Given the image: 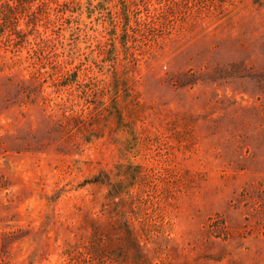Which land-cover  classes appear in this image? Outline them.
<instances>
[{
	"label": "rangeland",
	"instance_id": "rangeland-1",
	"mask_svg": "<svg viewBox=\"0 0 264 264\" xmlns=\"http://www.w3.org/2000/svg\"><path fill=\"white\" fill-rule=\"evenodd\" d=\"M59 2L0 12V264H264V0Z\"/></svg>",
	"mask_w": 264,
	"mask_h": 264
},
{
	"label": "trees",
	"instance_id": "trees-1",
	"mask_svg": "<svg viewBox=\"0 0 264 264\" xmlns=\"http://www.w3.org/2000/svg\"><path fill=\"white\" fill-rule=\"evenodd\" d=\"M13 1L14 2H19L20 0H0V12L5 16V18L8 16L9 12L12 13L14 11V9H15V5L13 4L14 3ZM56 3H58V5H61V3L59 2V0H56ZM28 25H31V24L28 23ZM32 30H35L34 26L32 27ZM29 34H30V32H26L24 30H18L17 31L18 38H22L25 41H27V42L30 43V41L28 39ZM42 39L50 40V38L43 37V36H42Z\"/></svg>",
	"mask_w": 264,
	"mask_h": 264
}]
</instances>
